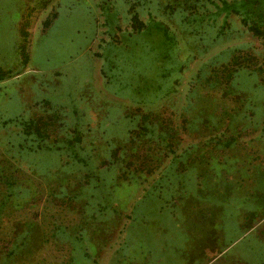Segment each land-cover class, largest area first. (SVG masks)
<instances>
[{"label": "rangeland", "instance_id": "374dc122", "mask_svg": "<svg viewBox=\"0 0 264 264\" xmlns=\"http://www.w3.org/2000/svg\"><path fill=\"white\" fill-rule=\"evenodd\" d=\"M102 1L0 0V207L8 171L35 189L0 221V264H264V36L224 0ZM49 114L52 149L3 124ZM143 143L154 171L121 180ZM27 221L45 247L13 252Z\"/></svg>", "mask_w": 264, "mask_h": 264}, {"label": "trees", "instance_id": "16d2710c", "mask_svg": "<svg viewBox=\"0 0 264 264\" xmlns=\"http://www.w3.org/2000/svg\"><path fill=\"white\" fill-rule=\"evenodd\" d=\"M171 1H177L179 3L183 2V4H187L190 2V0H171ZM225 3L228 4V6H231L235 12H237L238 14H240L242 16V20L243 23L245 25L248 26V28L254 32V34L258 35V36H264V2L262 3V5H257L259 4L261 1L260 0H252L251 2L253 3L252 6L249 5V0H224ZM104 12L106 13V16L109 18L110 14L112 17H114L113 12H110L111 7L108 8L109 6H107L108 1L104 0L102 2H100ZM249 8H247V7ZM129 12L132 13V21H133V26L139 30L143 29L144 22L141 20L140 18V13L137 10V5L135 3H132L130 8H129ZM53 17H49L48 19L45 20V26L47 27L50 22H52V20L57 16V13L53 14ZM25 23L22 21L21 25H20V34L22 37L27 38L29 35V31L26 29L25 27ZM25 40H23V42L21 43L22 48H25ZM248 58L247 61H243L241 59H239L237 56H235L233 58V63H235L237 65V67H234L233 72H239L240 70H247L250 69L253 72H257L259 75L262 74L263 72V68H257V64L256 62L254 63V61L252 60V58L250 56H245ZM229 71H231L230 68H228ZM11 70H1L0 69V77H4L7 73H11ZM232 72V71H231ZM234 77V75H233ZM231 79H234V78ZM261 77V76H260ZM262 82H264V78L261 77ZM48 104V102H46ZM58 113V112H56ZM50 116V117H49ZM48 118H45L43 116L37 117V118H31L30 120H22L21 117H13V118H9L3 121L4 125H8V124H18L23 126V130L26 134L28 135H32L35 134V138H37L38 140H40L41 142H39L37 144L36 149H42V148H54L52 145L50 144H45L42 143V141L46 140V138H48L50 136V126L54 125L55 123H53V118L54 115H50L49 114ZM52 118V119H51ZM149 118L150 116L148 114H142V124L140 125V129L141 131L146 135L149 133L153 134V130L152 128L155 129V126L151 127L152 123H149ZM156 120V118L154 119V121ZM151 121V119H150ZM159 132H160V128ZM156 130V129H155ZM139 130H134V132H137V135L142 134L141 132H138ZM131 132H133V130H131ZM162 133V132H161ZM164 135L161 138H164L166 140L173 141L174 136H176L175 132H167V133H163ZM170 140H169V139ZM136 143V138L135 136L131 137V144L129 146V150H135L137 147L135 145ZM221 143V142H219ZM170 146V151L174 152L175 149H173V147H171V142L170 144H168ZM60 148V147H59ZM145 148V144H142V147L140 149V151H135V153H132V157H138V160H134V159H130L129 156L128 157H123L121 159V163H123V167L122 170H124L119 176L120 179L123 181H132L135 179H140V177L142 176L141 174H143V172H147L149 174H151L154 171V167L153 165L147 160V154L148 151ZM32 150H36L34 148H31ZM122 150V147H117L115 149H113V155L116 156V160H118L120 155L118 154V152ZM176 158V157H175ZM120 162V161H119ZM118 162V163H119ZM9 174L5 175L7 184H8V188L9 190L12 192V194L6 196L4 199V203H8L5 204L6 206L4 207H0V221H2V219L6 218V216L9 214L8 212L12 211V209L14 210H19L21 209V207H19V200H17V198H19L20 196L22 199L24 200H29V197H27L31 192H34V187H32L31 185V178H25L23 179L24 182L27 183V185L29 187H25V189H27V192L22 191H17V188L20 187V184L17 183V176H16V172L15 171H8ZM17 200V202H16ZM3 203V204H4ZM10 216V215H9ZM8 216V217H9ZM10 222H12V218H9ZM15 224V223H14ZM16 225V230L18 231L19 229L23 228L24 224L23 223H17ZM27 226L30 227L32 226V230L33 233H27L24 236H22L21 238H19V241L16 242L14 244V246H12V251L15 252L16 248H19L21 246H25V247H30L33 245H35L34 239H36V235L39 236V241L38 244L39 246H36L39 250H43V246L44 243H46V241L44 240V237L40 231V229L37 228V222L36 221H27ZM29 231V230H28ZM31 234V236L29 235ZM45 247V246H44ZM10 249L9 251L6 253L7 257H10V255L13 253ZM45 251V248H44ZM41 260L43 261V264H49L48 259L45 257L41 258Z\"/></svg>", "mask_w": 264, "mask_h": 264}]
</instances>
